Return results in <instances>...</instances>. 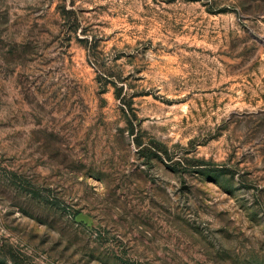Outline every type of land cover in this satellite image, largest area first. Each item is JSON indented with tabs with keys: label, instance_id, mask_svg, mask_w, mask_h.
<instances>
[{
	"label": "rangeland",
	"instance_id": "374dc122",
	"mask_svg": "<svg viewBox=\"0 0 264 264\" xmlns=\"http://www.w3.org/2000/svg\"><path fill=\"white\" fill-rule=\"evenodd\" d=\"M0 264H264V0H0Z\"/></svg>",
	"mask_w": 264,
	"mask_h": 264
},
{
	"label": "water",
	"instance_id": "95a60500",
	"mask_svg": "<svg viewBox=\"0 0 264 264\" xmlns=\"http://www.w3.org/2000/svg\"><path fill=\"white\" fill-rule=\"evenodd\" d=\"M77 217H78L79 219H83V220L86 219V216H84V215H78Z\"/></svg>",
	"mask_w": 264,
	"mask_h": 264
}]
</instances>
